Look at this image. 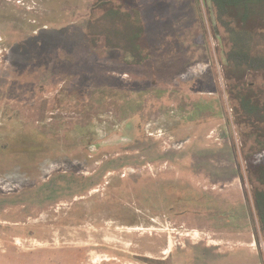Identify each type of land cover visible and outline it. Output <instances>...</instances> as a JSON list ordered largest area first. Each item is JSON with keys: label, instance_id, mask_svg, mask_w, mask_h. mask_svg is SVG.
<instances>
[{"label": "rangeland", "instance_id": "374dc122", "mask_svg": "<svg viewBox=\"0 0 264 264\" xmlns=\"http://www.w3.org/2000/svg\"><path fill=\"white\" fill-rule=\"evenodd\" d=\"M229 49L207 0H0V264H264Z\"/></svg>", "mask_w": 264, "mask_h": 264}, {"label": "trees", "instance_id": "16d2710c", "mask_svg": "<svg viewBox=\"0 0 264 264\" xmlns=\"http://www.w3.org/2000/svg\"><path fill=\"white\" fill-rule=\"evenodd\" d=\"M210 4L228 34L230 49L226 60L231 76L241 80L247 73L264 72V52L257 49L258 42H264V0H210ZM252 97L247 88L238 100L245 120L257 129L264 123V104L253 102ZM252 174L263 187L254 189L253 205L260 230L264 232V165L255 167Z\"/></svg>", "mask_w": 264, "mask_h": 264}, {"label": "water", "instance_id": "95a60500", "mask_svg": "<svg viewBox=\"0 0 264 264\" xmlns=\"http://www.w3.org/2000/svg\"><path fill=\"white\" fill-rule=\"evenodd\" d=\"M207 3H208L209 5H211V4H210V0H207Z\"/></svg>", "mask_w": 264, "mask_h": 264}]
</instances>
